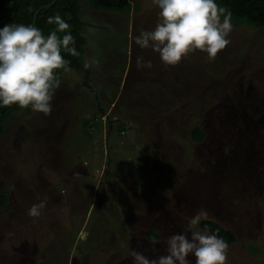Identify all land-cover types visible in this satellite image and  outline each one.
<instances>
[{"label":"rangeland","instance_id":"obj_1","mask_svg":"<svg viewBox=\"0 0 264 264\" xmlns=\"http://www.w3.org/2000/svg\"><path fill=\"white\" fill-rule=\"evenodd\" d=\"M129 1L127 14L83 2L82 67L60 70L48 115L21 108L8 119L0 138V192L9 191L8 207L0 206V264H132L130 250L155 259L198 213L234 232L226 264H264V167L256 165L264 162V116L237 101L243 84L264 88V28L231 22L230 43L214 60L197 50L165 66L133 39L155 27L158 7ZM237 39L248 44L241 59L228 55L243 44ZM137 56L152 67L137 68ZM210 103L226 106L203 113ZM92 115L99 130L89 137L82 121ZM203 120L212 135L197 144L189 128ZM41 200L40 215L29 216Z\"/></svg>","mask_w":264,"mask_h":264},{"label":"clouds","instance_id":"obj_2","mask_svg":"<svg viewBox=\"0 0 264 264\" xmlns=\"http://www.w3.org/2000/svg\"><path fill=\"white\" fill-rule=\"evenodd\" d=\"M158 20L151 30L141 29L133 37L141 49L158 53L165 66H175L197 50L214 60L230 43V13L216 0H153ZM55 28L47 35L32 24L6 23L0 27V107L13 104L48 115L52 110L54 90L59 85L57 70H68L62 50L77 55L71 25L59 14L49 16ZM58 33H63L58 36ZM137 68H151V60L136 57ZM44 201L28 209L29 216H39ZM199 213L191 217L185 230L164 240L166 254L149 259L130 250L132 264H226L229 245L215 232L197 229ZM185 233H190L186 235Z\"/></svg>","mask_w":264,"mask_h":264},{"label":"trees","instance_id":"obj_3","mask_svg":"<svg viewBox=\"0 0 264 264\" xmlns=\"http://www.w3.org/2000/svg\"><path fill=\"white\" fill-rule=\"evenodd\" d=\"M51 1L52 0H0V27H3V25L6 23H23L25 25L32 24L40 28L44 35H47L49 31L55 28L54 24L50 25L47 23V18L49 16H54L56 14H59L63 19H65L71 25L70 30L72 36L74 37V41H75L74 46L76 48L77 55H71L67 52H64L63 50L61 54L64 56L66 60H68L69 62L68 68L73 69L74 71L79 70L82 67V57L85 49L84 48L85 38L82 33V30H83V26L86 25L87 23L85 22V20L83 21L80 16L83 2H86L88 4L87 7L93 9L121 12L124 14H127L131 7V3L129 0H85L83 2L82 0H55L52 3ZM216 3L218 4V6L224 8L226 13H230V19L233 24L243 25L244 27H246L245 30L247 31L248 28H252V27L259 29L264 28V0H216ZM62 35L63 33H58V36H62ZM237 40L241 41V43L244 42V39L243 40L237 39ZM259 40L264 41V38H261ZM243 47H248V44L245 45L243 43L233 46L230 49L228 55L230 57L234 56L235 58L241 59V57L245 54V51H243L245 49ZM146 50H151V49H146ZM236 53H239V55H235ZM252 63L256 64L257 66V61L256 62L252 61ZM258 63H261L263 67L264 64L260 60H258ZM60 70H57V78H59L61 75ZM241 78H244V76H242ZM261 85L263 86L264 82H262ZM239 89L241 92L240 96H242V98L237 101L240 102V104L245 103L256 113H261L262 111V114L264 116V103H263L264 88H261L260 84H257L254 88H252L250 84L247 86L243 84L242 86L239 87ZM247 96L248 99H244ZM158 101H161L159 103H162L160 105V107H162L163 103H166L167 101L166 95H164L161 92ZM228 103H232V99H230ZM224 104L210 103L208 109L205 110L204 108L202 109V111L203 113H206L208 110L211 109L219 110L220 108L222 109L223 107L226 106V105L224 106ZM227 106L230 107V105L228 104ZM20 109L21 108L15 104L7 107H0V138L4 133V129L10 115L14 114ZM220 113L223 115L225 111H221ZM223 121H226V118H222L221 122ZM207 125H208L207 121L204 120L193 122L189 128L190 139L197 144L205 143L207 139L212 135V133L210 132V128ZM82 126L84 132L88 134L89 137L93 136L92 135L93 131L99 130L98 123L93 115L89 118H85L82 121ZM211 128H214L215 130L218 129L215 126ZM155 131H157L156 132L157 135H160L163 132V130L158 128H156ZM118 132L119 134L124 132V124L122 123L118 124ZM259 160H263V159H258L256 163L257 167L258 168H262V166L264 167V162L260 164ZM8 195H9L8 190H1L0 206L5 208L8 207L9 205L7 204ZM197 225L202 230L206 228L210 233L215 232L216 234L221 236L224 240H226L228 244L234 242L236 239V236L231 228L222 225L220 222H218L213 218H201L198 220ZM78 227L74 229L75 232L78 231ZM146 233L152 234V238L160 237V234L157 232V229L155 227H149L146 230Z\"/></svg>","mask_w":264,"mask_h":264},{"label":"water","instance_id":"obj_4","mask_svg":"<svg viewBox=\"0 0 264 264\" xmlns=\"http://www.w3.org/2000/svg\"><path fill=\"white\" fill-rule=\"evenodd\" d=\"M54 1H55V0H52L51 3L54 2Z\"/></svg>","mask_w":264,"mask_h":264}]
</instances>
